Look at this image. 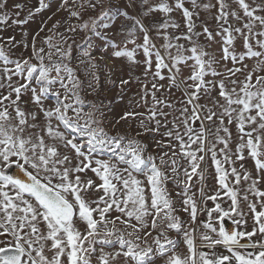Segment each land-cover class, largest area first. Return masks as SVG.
Returning <instances> with one entry per match:
<instances>
[{
    "label": "snow or ice",
    "instance_id": "1",
    "mask_svg": "<svg viewBox=\"0 0 264 264\" xmlns=\"http://www.w3.org/2000/svg\"><path fill=\"white\" fill-rule=\"evenodd\" d=\"M9 2L0 0V33L23 28L54 0H38L24 19V5L13 4V14ZM59 11L68 14L64 32L56 21L38 48L42 26L28 57H14L29 48L27 32L20 41L0 35V264H264V0H125L123 8L117 0H60ZM153 13L162 20L146 27L143 17ZM77 33L90 68L99 40L151 73V89L142 86L147 113L120 120L140 116L144 133L165 138L151 137L162 152L106 130L72 67ZM213 43L219 57L207 50ZM173 89L181 93L175 102ZM210 168L218 187L206 183ZM201 212L207 221L197 224Z\"/></svg>",
    "mask_w": 264,
    "mask_h": 264
},
{
    "label": "rangeland",
    "instance_id": "2",
    "mask_svg": "<svg viewBox=\"0 0 264 264\" xmlns=\"http://www.w3.org/2000/svg\"><path fill=\"white\" fill-rule=\"evenodd\" d=\"M47 2V0H46ZM204 3L209 2V0H203ZM212 3H215V0H211ZM22 4L24 5V11L20 15V19H24L27 15L28 11L30 9H34L38 6V0H10L9 2V11L11 13H15L17 10L12 7L13 4ZM125 3V0H117V6L123 8ZM60 4V0H54V2L51 3V7L49 9H45L43 12L37 14L35 17H33L30 22L23 26V28L20 27H13V28H7L5 31L0 33L3 37L8 36H15L16 41H20L23 37V33L27 32L28 35L24 39L29 44L28 49H24L22 46L17 47L14 49V57H28L31 55V42L33 36L39 31V29L44 26L45 24L47 27H45L44 32H40L39 37H37L36 45L37 47L43 46L42 43V37L45 36V34H51L48 32V29L52 27L53 23L56 21L61 22V27L57 30L61 33L64 32L65 28L67 27V24L64 23L65 18H67L68 14L64 11L57 12V8ZM187 6V5H186ZM131 11V10H129ZM214 11V10H213ZM55 13V15H53ZM132 14L135 15L133 12ZM51 16L52 19L49 20L48 17ZM173 18L176 20L177 23H181V17L179 13H173ZM201 18L206 19L209 22V25L211 28H215V21L211 19V16L207 13H204L201 11ZM122 19V18H120ZM162 20V14L160 13H153L149 16L143 17L142 22L145 24L146 27L151 26L155 27L156 24H158ZM199 24V22H198ZM115 26L118 27V22L115 23ZM199 30V27L198 29ZM171 31V30H170ZM180 31H183L181 28ZM153 34L154 33H150ZM83 39V34L77 33L75 34V47L73 53H76L73 56L72 60V67L74 68L76 75L79 76L80 81L82 83V87L84 91L82 92V95L85 96L86 100L91 102L96 99L97 106L101 108V110L104 113V127L107 131H109L112 134H115L117 131H119L121 134H127L129 137H134L136 139L141 140L143 143L148 145L149 152L155 153V152H162V149L156 148V141L153 140L151 137L153 135H156V140H162L165 139L161 137L158 134H154L152 132L144 133V130L139 127V121L141 120L140 116H136L135 118L129 117L127 120H120V117L124 115L125 112H138V113H147L148 106L151 105V96L148 97V106H145V104L141 101V96L143 95V88L142 86L144 84H147L149 89H151V73L148 74L147 77L144 75V68L143 64L141 63L138 66H131L126 60L124 59H117L112 55V49L104 44L102 41L94 40L93 44L94 47L91 49V52L93 56L95 57L94 61L92 63L96 64V68L92 69L89 66V61L86 57H83L82 48L81 45L78 46L76 44H79ZM115 39L119 42L122 37L117 35ZM71 42V41H70ZM139 42V41H138ZM183 43V41H181ZM157 43L159 44L160 41L157 39ZM74 45V44H73ZM131 48L132 45H129ZM207 50L215 55L216 57H219L221 55L220 51V45L219 44H210L206 45ZM236 50L238 52L244 51L242 47V42L237 40L236 43ZM138 59L143 61L142 54L138 53ZM247 64H249V70H251V67L254 65V60H248L246 61ZM227 67H232L231 63H227ZM220 71H224L223 62L222 65L218 68ZM95 74V76L98 77V79L93 80L92 74ZM183 74L185 76L188 75V70L184 69ZM264 75V73H260ZM167 75V73H165ZM121 79H131V83L128 85H124L123 89H121L119 85V81ZM218 79V78H217ZM255 79V75H254ZM92 83L94 90L89 89L88 85ZM160 83L167 84V80L161 81ZM163 91V90H162ZM167 95V93H165ZM181 93L180 91H177L176 89L172 90V94L168 95V98L175 102L180 97ZM157 96L160 97L161 93L158 92ZM23 99L27 100L28 97H24ZM202 103L204 101H201ZM48 105H51L53 102L51 100L46 102ZM29 107H32L29 105ZM119 120L120 122L117 124L116 121ZM163 131V129H161ZM137 133H140V135H137ZM166 142V140H165ZM210 163V162H209ZM246 167H248L250 170L253 168V162L251 160H248L245 162ZM16 169V168H14ZM18 170V169H17ZM212 169H209V173L207 174L206 183L212 187H218L215 184V180L212 176ZM88 175H92L91 173H88ZM140 179H143V177H140ZM193 183L195 184V188L193 189L196 191L200 184L198 181L194 180ZM169 189L172 193V197L174 202L176 203V206L179 208L181 207L180 204V198L176 196V191L178 189H173V186L170 184ZM209 194H212L209 192ZM225 200L227 198L225 197ZM214 205L211 201L207 202V208H212ZM222 206L227 207V204H223ZM180 216L182 219L187 221L189 219L188 214L181 211ZM207 221V213L201 212L198 214L197 217V224H201L203 222ZM233 225V229L236 228V226L232 223L231 220H225V227L228 228V226ZM151 239V237H149ZM205 251H208L207 249H204ZM156 264H161V261L157 260Z\"/></svg>",
    "mask_w": 264,
    "mask_h": 264
},
{
    "label": "water",
    "instance_id": "3",
    "mask_svg": "<svg viewBox=\"0 0 264 264\" xmlns=\"http://www.w3.org/2000/svg\"><path fill=\"white\" fill-rule=\"evenodd\" d=\"M11 173L13 174V175H18V176H20V178H22V179H27V177H25L24 175H23V173H21V172H19V170H17V169H13V170H11ZM229 227H231L232 229H233V225H231V226H229Z\"/></svg>",
    "mask_w": 264,
    "mask_h": 264
},
{
    "label": "trees",
    "instance_id": "4",
    "mask_svg": "<svg viewBox=\"0 0 264 264\" xmlns=\"http://www.w3.org/2000/svg\"><path fill=\"white\" fill-rule=\"evenodd\" d=\"M83 42H84V36H83V39H82V41L79 43V44H76V45H78V46H80V45H82L83 44ZM71 43V42H70ZM74 47H75V44L73 45V49H74ZM76 53H73V56L75 55ZM92 103H95V104H98L97 103V101H96V99L95 100H93V101H91Z\"/></svg>",
    "mask_w": 264,
    "mask_h": 264
},
{
    "label": "flooded vegetation",
    "instance_id": "5",
    "mask_svg": "<svg viewBox=\"0 0 264 264\" xmlns=\"http://www.w3.org/2000/svg\"><path fill=\"white\" fill-rule=\"evenodd\" d=\"M13 169H14V168H13ZM13 169H11V170H13ZM11 170H10V171H11ZM228 229H229L230 231L233 230V229H232L231 227H229V226H228Z\"/></svg>",
    "mask_w": 264,
    "mask_h": 264
}]
</instances>
